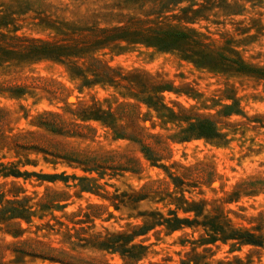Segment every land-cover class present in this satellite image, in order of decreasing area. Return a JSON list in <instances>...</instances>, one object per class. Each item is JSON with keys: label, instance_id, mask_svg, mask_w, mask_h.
I'll list each match as a JSON object with an SVG mask.
<instances>
[{"label": "rangeland", "instance_id": "374dc122", "mask_svg": "<svg viewBox=\"0 0 264 264\" xmlns=\"http://www.w3.org/2000/svg\"><path fill=\"white\" fill-rule=\"evenodd\" d=\"M93 14L98 27L192 31L203 45L99 46L94 56L115 84L83 85L86 58L73 59L88 68L79 76L51 59L0 68V208L21 201L15 206L27 209L0 213V264H264V247L225 239L210 225L217 217L226 233L264 237V77L223 59L217 67L193 62L194 51L238 54L264 70V0H0V32L62 40ZM15 84L28 87L13 94ZM157 86L161 103L214 119L225 141L176 142L186 123L132 97ZM235 101L241 113L224 116ZM122 103L134 107L121 111ZM84 109L114 112L122 130ZM124 133L153 147L144 133L162 135L170 147L152 162ZM15 170L22 174H4Z\"/></svg>", "mask_w": 264, "mask_h": 264}, {"label": "trees", "instance_id": "16d2710c", "mask_svg": "<svg viewBox=\"0 0 264 264\" xmlns=\"http://www.w3.org/2000/svg\"><path fill=\"white\" fill-rule=\"evenodd\" d=\"M94 14L88 16L94 19L91 23L88 19L80 18L76 27L74 24L69 25L71 34L66 39L47 41L37 40L33 38H26L23 36H11L6 38V35L0 32V68L10 69L11 67H25L30 63L39 61L42 59H51L57 62L66 64L69 73L72 76H79L81 72H87L83 68V65L78 64L74 60L86 58L89 62V74L91 78H85L82 80V84L100 83L106 82L109 84H115L116 80L113 78L114 71L110 68H106L103 61L96 58L94 53L96 48L102 45H106L111 42L120 40H129L133 42L144 43L147 46L156 48L159 51H169L183 45H203L200 40L196 39L199 35L192 31H182L163 28H145L141 24L138 25H122V26H105L98 27L97 19L95 21ZM96 17V16H95ZM86 19V20H85ZM95 22V23H94ZM89 25H88V24ZM233 52V50H232ZM200 54L198 59H194L193 62L199 67L206 65H212L213 67L223 65L221 59L229 61V65L233 71L264 77V70L255 66L247 64L236 52V58H226L222 55L210 54L208 52H196ZM190 57V55H188ZM74 59V60H73ZM28 85L15 84L11 89L13 94H21L27 89ZM153 89V93L147 92L146 95H139L137 92H133V98L140 103L145 104L149 108H153L157 111L161 118H165L168 121L185 122L186 126L174 134L177 137L176 142L189 141L191 139L204 138L209 141L224 142L225 135L220 131L217 123L210 117H197L192 119L189 114H186L184 109H181V113L176 112L174 109L167 107L159 101V97L156 95L162 90L161 86H157ZM125 106L134 107L131 104H120L121 111ZM236 105V101L230 105H224L222 114L224 116L241 113V109ZM136 107V106H135ZM84 115L89 119H94L100 122L108 123L111 128L115 130H122L115 125V114L112 111H97L86 115L88 109H84ZM236 110V111H235ZM136 114V110L134 108ZM185 112V114H184ZM111 121H107V120ZM49 127V125H46ZM123 128V127H122ZM125 134V135H124ZM120 135V138H128L140 145L141 151L144 153L149 161L157 162L163 156L161 150H166L170 145L164 139L162 135L144 133L148 138H154L157 140L158 147L143 143V138H139L136 135H128L124 133ZM170 150V149H169ZM5 166V165H4ZM3 165L0 164V172H2ZM7 175H21V171H9L4 173ZM45 178L55 179L57 175H42ZM3 202V193H0V205ZM20 205L21 201H10L11 205L0 208V213L10 212L12 214L26 213L27 209L18 208L16 204ZM188 210V209H187ZM187 220V219H186ZM179 221V219H177ZM213 230L220 232L224 235L225 239H236L241 242H245L252 245L264 247V237L262 235H256L249 231H236L232 230L226 233L224 229L223 221L218 220L217 217L210 219ZM181 222V221H179ZM190 222V221H187ZM181 264H187L186 261H182Z\"/></svg>", "mask_w": 264, "mask_h": 264}]
</instances>
